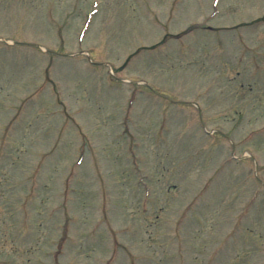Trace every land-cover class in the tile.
I'll return each mask as SVG.
<instances>
[{"label": "rangeland", "instance_id": "obj_1", "mask_svg": "<svg viewBox=\"0 0 264 264\" xmlns=\"http://www.w3.org/2000/svg\"><path fill=\"white\" fill-rule=\"evenodd\" d=\"M211 2L0 0V264H264V0Z\"/></svg>", "mask_w": 264, "mask_h": 264}]
</instances>
